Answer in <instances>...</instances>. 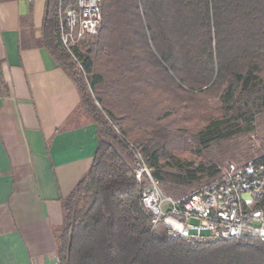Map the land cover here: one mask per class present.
I'll use <instances>...</instances> for the list:
<instances>
[{"label": "trees", "instance_id": "trees-1", "mask_svg": "<svg viewBox=\"0 0 264 264\" xmlns=\"http://www.w3.org/2000/svg\"><path fill=\"white\" fill-rule=\"evenodd\" d=\"M57 6L46 1L36 45L70 75L75 115L84 112L98 138L89 169L62 199L58 263L264 264V242L188 244L151 229L133 173L134 146L160 183L191 185V171H167L160 160L196 142L202 122L216 127L224 110L250 122L264 109V0H103L99 34L78 50L92 94L60 46Z\"/></svg>", "mask_w": 264, "mask_h": 264}, {"label": "crops", "instance_id": "crops-1", "mask_svg": "<svg viewBox=\"0 0 264 264\" xmlns=\"http://www.w3.org/2000/svg\"><path fill=\"white\" fill-rule=\"evenodd\" d=\"M46 1L0 0V264H59L62 199L97 147L72 78L36 45Z\"/></svg>", "mask_w": 264, "mask_h": 264}, {"label": "built area", "instance_id": "built-area-1", "mask_svg": "<svg viewBox=\"0 0 264 264\" xmlns=\"http://www.w3.org/2000/svg\"><path fill=\"white\" fill-rule=\"evenodd\" d=\"M64 3L58 0L59 43L86 79L88 73L78 54L79 45L98 36L102 0ZM133 149L139 200L150 214L151 229L162 226L166 236L188 244L228 239L264 242V153L244 163H227L213 182L173 197L162 190L144 155L136 147ZM192 219L197 223H191Z\"/></svg>", "mask_w": 264, "mask_h": 264}, {"label": "rangeland", "instance_id": "rangeland-1", "mask_svg": "<svg viewBox=\"0 0 264 264\" xmlns=\"http://www.w3.org/2000/svg\"><path fill=\"white\" fill-rule=\"evenodd\" d=\"M73 2L74 0H65L64 4L68 5ZM95 39L80 43L79 50L84 53L88 49L87 41H94ZM90 74H87L86 79L82 77L92 94ZM99 91L100 88L97 87L96 94L98 96H100ZM97 98L101 100L99 97ZM209 105L220 110V105L215 100H211ZM221 114L223 121L216 127L208 126V123L202 122L201 133L199 132L202 135H196L197 141L191 142L190 147L160 160L167 171H191L197 178L188 186L169 184V182L161 183L162 190L166 194L173 197L186 195L197 187L216 180L227 163H244L264 153V109L253 114L250 122H245L242 118H235L236 114L232 110H224ZM77 115L86 117L82 111L78 112ZM139 128L142 127L139 126ZM190 140L191 138L187 139L188 142ZM210 169L216 170L217 174L213 177L210 176L208 173ZM190 222L197 223L194 219Z\"/></svg>", "mask_w": 264, "mask_h": 264}]
</instances>
